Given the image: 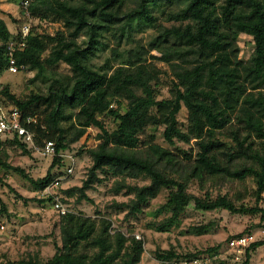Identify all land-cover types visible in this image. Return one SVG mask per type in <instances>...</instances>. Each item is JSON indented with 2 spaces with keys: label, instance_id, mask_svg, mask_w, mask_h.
Segmentation results:
<instances>
[{
  "label": "trees",
  "instance_id": "1",
  "mask_svg": "<svg viewBox=\"0 0 264 264\" xmlns=\"http://www.w3.org/2000/svg\"><path fill=\"white\" fill-rule=\"evenodd\" d=\"M133 4L128 7V4ZM177 8L170 17L180 24L170 28L156 26V10L165 12ZM30 11L34 18L48 15L61 19L72 30L70 39L64 34L40 36L33 32L24 50L15 54L19 69H30L42 75L47 67L65 63L73 75L55 79L48 95H34L28 100H18L2 90L12 104L26 114L39 115L46 130H38V143L56 142L57 152L66 151L70 144L85 137L88 129L96 128L98 144L89 150L93 165L82 187L64 191L68 197L79 194L80 201H91L87 191L97 182L99 175L120 177L117 191H126L133 198L126 203H114L111 208L125 212L126 219L137 217L150 206L162 189L169 190L167 205L172 216L163 226H174L186 208L195 204L200 211L219 209L232 214L260 215L264 223V208L237 207L227 196L216 200L198 198L189 194L192 181L203 186L208 181H243L253 176L257 185L255 198L259 202L264 192V0H31ZM153 25L156 36L151 50L173 63L185 55L194 56L193 68L175 73L176 92L171 100L159 101L153 83L158 79L147 66L144 47L127 52L125 57L114 50V58L106 60L99 69L91 65L92 59L104 51L102 38L115 27L126 22L130 27ZM23 25V23H22ZM21 25V27H22ZM20 27V30H21ZM120 29V28H119ZM19 30V33H20ZM125 37L124 28L120 29ZM9 30L0 18V74L9 66L7 46L19 37ZM130 33V32H129ZM241 34L253 38L254 53L248 61L239 59ZM86 35L85 46L77 39ZM130 35H127L129 39ZM121 41V40H120ZM49 43H55L47 56ZM184 49H188L184 51ZM119 61L118 64L114 62ZM128 102L125 113L114 108L115 102ZM185 106L188 110V127H179L178 114ZM45 107L44 122L38 114ZM77 111L66 115V111ZM113 117L117 127L109 131L101 117ZM63 121H71L76 134L67 141L69 130ZM165 125V140L173 145L175 140L195 142L197 154L187 156L183 163L173 152L141 139L147 128ZM27 150L17 139L7 140ZM4 144V145H5ZM3 145V146H4ZM0 168L5 165L1 156ZM54 159L46 176L34 180L19 168L32 185L44 190L58 177L53 169ZM140 175L150 179L145 186L127 184L126 178ZM49 204L50 199H40ZM1 210L4 205L0 200ZM61 218V246L47 263L35 257L18 262L0 264H140L144 255V242L128 238L122 232L111 233L112 221L68 214ZM204 234L206 228L198 229ZM243 235V234H241ZM264 245L258 242L247 254L245 264H250L253 251ZM212 248L207 254L218 253ZM201 254L178 256L173 252L158 255L161 259L192 258Z\"/></svg>",
  "mask_w": 264,
  "mask_h": 264
},
{
  "label": "rangeland",
  "instance_id": "2",
  "mask_svg": "<svg viewBox=\"0 0 264 264\" xmlns=\"http://www.w3.org/2000/svg\"><path fill=\"white\" fill-rule=\"evenodd\" d=\"M23 0H0V18L5 20L9 30L14 36L19 33L22 23H24V13L21 6ZM31 2V0H28ZM133 4H128L132 7ZM178 12L177 8H168L165 12L156 10V26L170 28L174 24H180L171 19V13ZM126 22L118 24L110 33L101 39L104 46L101 53L92 59L91 65L99 69L106 60L114 58V50L125 57L127 52L137 47H144L142 50L147 60V66L158 77L153 83L159 101L171 100L176 92L175 73L185 68H193L196 64L194 56L185 55L182 59H176L173 63L162 61L163 54L157 50L150 49V43L156 36V28L153 25H139L137 21L130 27L124 25ZM124 28L125 37H122L120 29ZM33 32L40 36H56L58 33L70 39L72 30L65 26L61 19L48 15L46 18H34L32 21ZM120 28V29H119ZM130 32V33H129ZM129 36V39L127 38ZM88 38L82 35L77 39L78 44L85 46ZM121 40V41H120ZM241 49L239 59L248 61L254 53L253 38L246 34H241L238 40ZM55 46L49 43L48 52ZM188 49H184L186 51ZM119 61L114 62L118 64ZM70 66L59 63L54 67H47L42 75H37V71L30 69H20L13 74L4 72L0 78V100L4 102L12 101L2 93L7 88L9 94L18 100H28L31 96L49 94L50 87L55 84V79L63 76H72ZM114 108L121 113H125L128 102L123 100L115 102ZM45 107L38 111L45 122ZM77 111H66V115L76 114ZM189 113L183 105L179 112V127L186 131L189 121ZM104 125L109 131L117 127V121L113 117H101ZM71 121H63L62 127L69 130L67 141L76 134V130L71 128ZM47 125V124H46ZM166 126H151L141 134V139L145 142H153L173 152L183 163L188 162L187 156L195 158L197 146L195 142L184 143L175 140L173 145L164 138ZM96 128L88 129L85 137L78 142L70 144L66 151L74 156L76 161L74 174L66 177V170L69 162L61 163L58 160L53 175L62 178L60 186L55 190L62 195L64 202L69 205L73 214L100 220L108 218L112 221V232L120 231L126 237L132 238L134 234H139L144 242V255L140 264H170L172 260L158 257L164 252H173L178 256L192 254H207L212 248L225 251L227 242L233 236L253 233L256 235L257 243H264V223H261L260 215L232 214L227 210L219 209L210 212L197 210L195 204L191 203L174 226H163V222L172 216L170 207L167 205L169 190L162 189L158 197L153 200L149 207L137 217L126 219L125 212H119L111 206L114 203L129 202L133 196L126 191H117L120 177L112 175H99L102 182H97L92 189L86 193L91 201H80L79 194L72 197L64 194V191L82 187L88 179V172L93 165L89 150L98 144ZM1 150V156L5 165L0 168V200L4 205L1 210L0 204V263L18 262L24 258L35 257L44 263L50 261L56 253V246H61V218L54 212L49 204L38 202L41 198V191L26 179L22 174L14 169L19 168L26 175L34 180L44 178L52 165V159L43 158L34 151L24 150L22 147L6 143ZM127 184L132 186H145L150 183V179L140 175L136 178H126ZM257 185L253 176L246 177L245 180H229L219 182L218 180L208 181L203 188L198 181L190 183L188 192L201 199L216 200L218 196H227L239 207L264 208V199L257 202L255 192ZM5 227V230L1 229ZM206 228L204 234L198 229ZM135 238V237H134ZM136 239V238H135ZM250 264H264V245L253 251Z\"/></svg>",
  "mask_w": 264,
  "mask_h": 264
},
{
  "label": "built area",
  "instance_id": "3",
  "mask_svg": "<svg viewBox=\"0 0 264 264\" xmlns=\"http://www.w3.org/2000/svg\"><path fill=\"white\" fill-rule=\"evenodd\" d=\"M24 15V23L21 27L19 37L10 41L7 46L9 53V66L4 72L16 74L19 72V67L16 65L15 54L17 51L25 49L28 37L32 31L33 16L30 11V2L23 0L21 2ZM0 74V78H1ZM1 88V84H0ZM46 130V125L43 123L39 115L26 114L19 109L18 106L0 100V146L3 147L7 140L17 139L25 144L29 150L34 151L37 155L48 158L58 159L61 163L69 162L66 170V177L74 174L76 161L73 155L67 152H57L56 142L44 141L41 145L38 143V130ZM62 178H57L44 190L41 191L42 199H50V207L56 212L59 217L73 214L69 205L64 202L62 195H59L55 190L60 186ZM261 197L264 199V192ZM5 230L4 226H1ZM111 233L112 232L111 229ZM138 241H142L139 234H134ZM257 243L256 235L253 233L237 235L230 238L227 242L225 251H220L215 254H201L192 258L173 259L170 264H245L247 254L252 249V246Z\"/></svg>",
  "mask_w": 264,
  "mask_h": 264
},
{
  "label": "crops",
  "instance_id": "4",
  "mask_svg": "<svg viewBox=\"0 0 264 264\" xmlns=\"http://www.w3.org/2000/svg\"><path fill=\"white\" fill-rule=\"evenodd\" d=\"M252 261V260H251Z\"/></svg>",
  "mask_w": 264,
  "mask_h": 264
}]
</instances>
